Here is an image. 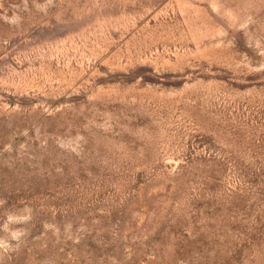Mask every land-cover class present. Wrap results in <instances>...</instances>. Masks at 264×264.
Segmentation results:
<instances>
[{
  "label": "rangeland",
  "instance_id": "374dc122",
  "mask_svg": "<svg viewBox=\"0 0 264 264\" xmlns=\"http://www.w3.org/2000/svg\"><path fill=\"white\" fill-rule=\"evenodd\" d=\"M0 264H264V0H0Z\"/></svg>",
  "mask_w": 264,
  "mask_h": 264
}]
</instances>
